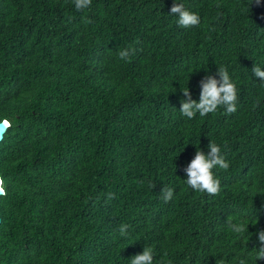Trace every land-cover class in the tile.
I'll return each instance as SVG.
<instances>
[{"label":"trees","instance_id":"obj_1","mask_svg":"<svg viewBox=\"0 0 264 264\" xmlns=\"http://www.w3.org/2000/svg\"><path fill=\"white\" fill-rule=\"evenodd\" d=\"M201 17L181 28L174 3ZM136 49L130 61L117 53ZM264 0H0V264H264ZM227 68L237 111L188 120L182 90ZM221 148L220 192L192 190ZM154 183L155 188L149 187ZM172 187L165 203L160 193ZM114 194L109 200L108 194ZM245 221L236 234L228 219ZM121 224L128 235L119 234Z\"/></svg>","mask_w":264,"mask_h":264},{"label":"clouds","instance_id":"obj_2","mask_svg":"<svg viewBox=\"0 0 264 264\" xmlns=\"http://www.w3.org/2000/svg\"><path fill=\"white\" fill-rule=\"evenodd\" d=\"M76 11H82L91 6L92 0H72ZM256 4L260 0H253ZM171 14L178 17L177 23L181 28L188 29L190 27L199 26L201 17L198 13H193L187 10L183 3H174L171 8ZM134 48H125L118 51L117 55L121 60L130 61L131 56L135 53ZM252 73L259 78L264 84V71L261 67L254 64ZM216 79L212 75L206 76L200 82V96L199 102L192 99L189 88L182 90L183 96L186 98L181 101L180 113L188 120L194 119L197 114L200 117H205L208 114L215 113L219 108H223L226 114H234L237 111L238 89L233 82L227 68L221 66L218 68ZM208 153L205 154L202 150L197 148L194 158L184 169L187 180L185 183L194 191L205 192L209 196H216L220 192L221 181L216 178L214 169H223L227 171L230 167V162H227L225 157L221 154V148L215 142L210 141L208 145ZM149 187L155 188L154 183H149ZM174 195L172 187H164L160 193L161 198L165 203L170 202ZM0 196H7V189L5 179L0 176ZM114 198V194L109 193L108 199ZM248 223L241 220L234 222L231 218L228 219L227 225L232 232L241 234L247 231ZM129 225L121 224L119 227V234L122 237L128 235ZM258 240L261 245H264V231L258 233ZM255 252L257 261H264V246L260 247ZM154 250L151 247L145 246L142 254L133 256L129 264H154ZM221 264L223 262L221 261ZM238 264H247L245 259H239Z\"/></svg>","mask_w":264,"mask_h":264},{"label":"water","instance_id":"obj_3","mask_svg":"<svg viewBox=\"0 0 264 264\" xmlns=\"http://www.w3.org/2000/svg\"><path fill=\"white\" fill-rule=\"evenodd\" d=\"M10 127V122L4 120L0 122V143L3 141L5 134L7 133ZM2 197V196H0ZM1 217H0V224H1Z\"/></svg>","mask_w":264,"mask_h":264}]
</instances>
